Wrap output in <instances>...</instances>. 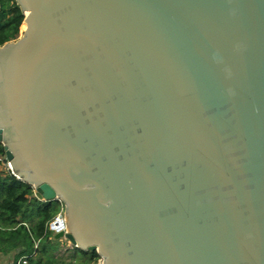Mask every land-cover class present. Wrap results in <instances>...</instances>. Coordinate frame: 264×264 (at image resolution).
Here are the masks:
<instances>
[{"label": "water", "instance_id": "95a60500", "mask_svg": "<svg viewBox=\"0 0 264 264\" xmlns=\"http://www.w3.org/2000/svg\"><path fill=\"white\" fill-rule=\"evenodd\" d=\"M0 146L55 240L101 264H264V0H14Z\"/></svg>", "mask_w": 264, "mask_h": 264}, {"label": "trees", "instance_id": "16d2710c", "mask_svg": "<svg viewBox=\"0 0 264 264\" xmlns=\"http://www.w3.org/2000/svg\"><path fill=\"white\" fill-rule=\"evenodd\" d=\"M0 44L16 30L23 21V15L14 0H0ZM0 154L3 151L0 146ZM45 242L53 264H100L96 253L82 252L74 248L69 252L62 240H55L49 230L54 219L60 214L58 202L40 203ZM35 208L28 195L0 170V256L11 259L13 264L25 257L27 264H44L37 243L39 238L35 227Z\"/></svg>", "mask_w": 264, "mask_h": 264}, {"label": "built area", "instance_id": "2783aa9c", "mask_svg": "<svg viewBox=\"0 0 264 264\" xmlns=\"http://www.w3.org/2000/svg\"><path fill=\"white\" fill-rule=\"evenodd\" d=\"M0 12H1V7H0ZM23 15V21L20 24V26L14 30L9 37L2 43L0 44V58L8 51L16 42L20 41L23 37L24 34L28 28V25L30 23L32 15L30 13L22 14ZM28 20V23L26 22ZM27 23V24H26ZM6 160L4 156L0 154V170H6L5 169V164ZM40 203H44L43 201ZM63 214H64V207L61 204V211L60 214L54 219L52 222L53 225H55L56 229H60L61 231H64L65 229V224H64V219H63ZM45 228V227H44ZM46 231V228H45ZM45 234V233H44ZM44 239V238H43ZM45 240V239H44ZM39 246L40 249H42V239L39 237V241L37 243V247ZM17 264H27V258L23 257L21 258Z\"/></svg>", "mask_w": 264, "mask_h": 264}, {"label": "bare ground", "instance_id": "6f19581e", "mask_svg": "<svg viewBox=\"0 0 264 264\" xmlns=\"http://www.w3.org/2000/svg\"><path fill=\"white\" fill-rule=\"evenodd\" d=\"M26 22L28 23V20ZM5 169H6L5 172L9 176V178L12 179L28 195L30 201L34 205L35 215H36L35 216L36 219L34 221L35 222V229H36L39 237L42 239L43 260H44L45 264H51V261L47 255V253L45 252L46 242H45V240H43L44 229H43L42 224H41L42 212H41V209L39 206L40 202H42V198L40 197V195L36 192V190L33 187H29L26 184V181L24 180V178L17 174V170L14 167H12L10 164L6 163Z\"/></svg>", "mask_w": 264, "mask_h": 264}, {"label": "crops", "instance_id": "0c3cea01", "mask_svg": "<svg viewBox=\"0 0 264 264\" xmlns=\"http://www.w3.org/2000/svg\"><path fill=\"white\" fill-rule=\"evenodd\" d=\"M35 219H36V217H35ZM41 224H42V227L44 228V226H43V220H41ZM34 227H35V222H34ZM35 231H36V229H35ZM36 234L38 235L37 231H36ZM43 238L45 239V234H44V237ZM46 246H47V244H46ZM46 246H45V252L47 253V255L49 257V259L51 261V264H53V260L51 259L50 255H49V253L47 251ZM40 250H41L40 257H41L43 263L45 264V262L43 260V246H42V249H40ZM0 264H13V261L11 259H8V258H5V257L0 256Z\"/></svg>", "mask_w": 264, "mask_h": 264}, {"label": "rangeland", "instance_id": "374dc122", "mask_svg": "<svg viewBox=\"0 0 264 264\" xmlns=\"http://www.w3.org/2000/svg\"><path fill=\"white\" fill-rule=\"evenodd\" d=\"M44 229V233H45V228H43ZM38 236V238H39V235H37ZM62 241H64V243L66 244V246H67V250L69 251V252H74V247L68 242V241H66V240H62ZM100 264H101V262H100Z\"/></svg>", "mask_w": 264, "mask_h": 264}]
</instances>
